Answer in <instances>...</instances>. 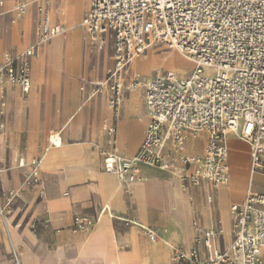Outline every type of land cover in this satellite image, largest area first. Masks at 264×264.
Listing matches in <instances>:
<instances>
[{"label":"crops","instance_id":"obj_1","mask_svg":"<svg viewBox=\"0 0 264 264\" xmlns=\"http://www.w3.org/2000/svg\"><path fill=\"white\" fill-rule=\"evenodd\" d=\"M90 1L52 0L47 5L44 0H0V64L3 55L16 57L33 47L28 59L29 92L23 95L10 83L0 87V205L9 193L14 195L10 213L0 217V264H156L165 255L170 264L172 248L196 251L206 260L209 251L203 242L209 230L217 234L214 249L225 252L234 241L230 207L243 203L249 190L264 195V173L251 171L249 147L229 136V181L218 189L204 181L192 187L174 173L145 164L139 166L140 177L133 183H119L116 177L104 174L101 152L109 148L102 125L112 122L107 106L110 94L94 92L91 84L104 82L113 67V38L111 33L106 35L103 51L86 40L88 34L81 23ZM24 4L26 15L16 17L14 8ZM44 8L49 9L54 26L66 29L59 38L74 29L71 37L76 72L83 64H94L87 79L61 74L53 78L58 83L65 79L84 82V88L68 93L76 102L74 107L68 104L63 88L50 89V43L56 39L36 46L39 10ZM77 16H81L78 21L74 19ZM159 47L164 52L172 51ZM130 81L124 77V85ZM144 94L143 87L122 93L115 152L124 159L136 155L145 137L149 118ZM57 132L62 138L58 149L48 141ZM202 151L203 141L200 151L191 150L185 142V154L196 156ZM236 154L242 159L234 162ZM32 161H38V165H31ZM222 212L228 219L225 224ZM147 231L154 232L158 239L150 241ZM162 240L172 246L160 243Z\"/></svg>","mask_w":264,"mask_h":264},{"label":"built area","instance_id":"obj_2","mask_svg":"<svg viewBox=\"0 0 264 264\" xmlns=\"http://www.w3.org/2000/svg\"><path fill=\"white\" fill-rule=\"evenodd\" d=\"M44 1L48 5L51 0ZM39 13L36 46L66 33L52 24L48 8ZM81 25L99 47L106 45L108 33L113 38V67L98 86L110 94L112 116L111 123L102 125L109 148L101 152L104 174L133 183L145 164L174 173L192 187L204 181L218 189L229 181V136L249 147L251 171L264 173V0H91ZM151 43L186 57L193 71L185 80L171 70L156 73L142 86L149 123L136 155L124 159L115 152L122 91L140 88L136 79L124 85V71ZM32 55L33 47L16 57L3 55L0 87L10 83L26 95ZM187 137L202 139L201 154L184 153ZM48 141L53 148L61 146L58 134ZM13 197L9 193L0 205L2 219L10 213ZM230 213L234 241L225 252L214 249L217 234L209 230L203 242L208 259L172 248L170 264H261L264 195L249 190ZM147 234L152 242L158 239L154 232Z\"/></svg>","mask_w":264,"mask_h":264},{"label":"bare ground","instance_id":"obj_3","mask_svg":"<svg viewBox=\"0 0 264 264\" xmlns=\"http://www.w3.org/2000/svg\"><path fill=\"white\" fill-rule=\"evenodd\" d=\"M52 1V0H51ZM81 1V0H80ZM14 10H16V12H17V14H16V17H23L24 15H26V12H27V5H19V6H16L15 8H14ZM74 10H75V8H74ZM74 15H75V13H74ZM32 19V18H31ZM35 23V22H34ZM34 25V24H33ZM32 25V26H33ZM29 29V28H28ZM34 32H35V29L33 30ZM73 31H74V29L73 30H71V31H69V35H68V37H69V39L68 38H66V40H65V42L64 43H62V42H57V43H55V45L53 46V47H50V59H51V61H52V65H50V89H54V88H56V87H61V88H63V90H64V94L68 97V93H70L71 91H70V86H69V84H68V80L67 79H65L64 80V82L62 83H58V81H55V80H53V78L54 77H58V75H63V77L65 76L66 78L67 77H71V78H73V77H81V78H83V79H85L84 77H86V79H87V77L89 76V75H92V71H93V66L92 65H94L93 63H91L89 66H87V67H84V64L83 65H81L80 66V68L77 70V72H76V67H75V63H74V56H75V46H74V41H73V37H71V35H72V33H73ZM32 35V34H31ZM59 37H61V36H59ZM59 37H54V38H52V39H50V42H52L53 40H55V39H57V38H59ZM83 39H84V34H83ZM1 41V40H0ZM35 41V40H34ZM105 43H107V38H105ZM29 44H31V43H29ZM91 44L93 45V46H95L99 51H103L105 48H104V46H102V47H99L98 45L96 46V43H94V42H91ZM24 45V44H23ZM83 47H84V45H82ZM159 46V44H156V43H151L148 47H147V50H148V52H147V54H148V56H145L144 57V59H141V60H139V61H136V62H133L132 63V65H130V66H128L126 69H125V80H127L128 78L129 79H136V80H138V82H139V84H140V87H142L143 85H144V81H143V79H146V78H148V77H150V76H152L153 75V73L154 72H156V73H161L162 71H163V69H162V67H160V66H155V67H153V65L154 64H156L157 63V61H158V58H160L161 56L159 55V54H156L155 52H153V49L154 48H157ZM94 48V47H93ZM92 48V49H93ZM84 49V48H83ZM88 49V48H87ZM83 52V51H82ZM169 54V53H168ZM7 55H9V54H7ZM164 55V54H163ZM167 55V54H166ZM10 56V55H9ZM85 56H86V54H85ZM95 56V55H94ZM182 56V55H181ZM164 57V56H163ZM93 58V57H92ZM95 58V57H94ZM162 58V57H161ZM182 60L183 61H187V62H189L190 63V65H192L193 66V64L186 58V57H184V56H182ZM92 60V59H91ZM168 60V59H167ZM85 62V61H84ZM163 62H164V60H163ZM168 62V61H167ZM90 63V62H89ZM168 64L170 65V66H172V67H174V59H172V60H170L169 62H168ZM81 81V80H80ZM84 84V82L83 81H81V87L82 88H84V86L85 85H83ZM100 84H102V82L100 83V82H97V83H92L91 84V87L93 88V90H94V92H96V91H98L99 89H98V86L100 85ZM102 91H104V93H106V89H103ZM83 92V91H82ZM12 93V92H11ZM122 93H123V91H122ZM63 94V93H62ZM83 94V93H82ZM12 95V94H11ZM101 101V100H100ZM13 102V101H12ZM136 102V101H135ZM0 104H1V102H0ZM5 104H6V102H5ZM102 104V103H101ZM74 105L76 106V102L74 101ZM100 107V106H99ZM1 108V107H0ZM101 110V109H100ZM10 111H11V109H10ZM81 111H83V110H81ZM107 111V110H106ZM109 112V111H108ZM10 113V112H9ZM6 114V113H5ZM100 114V113H99ZM94 115V117H95V114H93ZM14 116V115H13ZM80 117V116H79ZM112 117V116H111ZM96 118V117H95ZM13 123V122H12ZM122 132V131H121ZM69 133V132H68ZM86 133V132H85ZM52 134H58V137L60 138L59 140H60V142H62V138H61V136L59 135V132H57V133H52ZM85 136V135H84ZM90 137V136H89ZM189 138V137H188ZM119 139V138H118ZM98 141V140H97ZM81 145V144H80ZM74 147V146H73ZM96 147V146H95ZM58 149V148H57ZM85 149H87V148H85ZM90 149V148H89ZM51 150V149H50ZM68 150H69V148H68ZM80 150V149H79ZM62 151V150H61ZM198 151V150H197ZM200 151V150H199ZM59 154V153H58ZM94 154V153H93ZM93 154H91V155H93ZM47 155H50V154H47ZM46 155V156H47ZM90 155V156H91ZM237 155V154H236ZM57 157V156H56ZM239 157V156H238ZM49 158V157H48ZM51 159V158H50ZM95 159V158H94ZM235 159V158H234ZM237 159V158H236ZM56 160V159H55ZM61 160V159H60ZM238 160V159H237ZM237 160H235L236 162H237ZM77 161V160H76ZM95 161V160H94ZM61 162V161H60ZM80 162V161H79ZM241 162V161H240ZM80 163H83V162H80ZM93 163V162H92ZM94 167V166H93ZM228 168H229V165H228ZM95 169V168H94ZM237 170V169H236ZM95 171V170H94ZM97 178V177H96ZM255 181V180H254ZM64 183H65V181H64ZM96 183H97V181H96ZM179 188H180V186H178ZM96 188V187H95ZM65 193V192H64ZM181 193V192H180ZM180 193H178V194H180ZM177 194V195H178ZM240 195V194H239ZM222 197V196H221ZM180 199V198H179ZM222 199V198H221ZM58 200V199H57ZM68 200H69V197H68ZM224 200H225V198H224ZM181 201V200H180ZM183 202V201H182ZM59 203V202H58ZM63 203H64V201H63ZM68 203H69V201H68ZM221 203V202H220ZM52 204V203H51ZM57 204V203H56ZM65 204V203H64ZM55 205V204H54ZM175 205V204H174ZM210 205V204H209ZM211 206V205H210ZM56 207V206H55ZM65 207V206H64ZM71 207V206H70ZM223 207H224V205H223ZM53 208V207H52ZM51 208V209H52ZM67 208L68 207H66V210L65 211H67ZM221 208V207H220ZM53 209H55V208H53ZM201 209V208H200ZM50 210V209H49ZM57 210H58V207H57ZM61 210V209H60ZM64 210H62V211H64ZM178 210V209H177ZM223 210V209H222ZM52 211V210H51ZM50 211V212H51ZM109 211V210H108ZM179 211V210H178ZM53 212V211H52ZM177 211H175V213H176ZM178 213V212H177ZM176 213V214H177ZM180 213V212H179ZM178 213V214H179ZM210 214V213H209ZM222 218H223V223L225 224V223H227V221H228V219H227V217H226V213L225 212H222ZM172 219V218H171ZM175 219H177V218H175ZM134 221V220H133ZM177 221H179V220H177ZM176 222V221H175ZM140 223V222H139ZM146 224V223H145ZM136 226V225H135ZM143 226V225H142ZM140 227V226H139ZM178 228H179V226H178ZM153 231V230H152ZM110 232V231H109ZM116 232V231H115ZM146 232V231H145ZM181 232V231H180ZM112 233V232H111ZM91 234V233H90ZM110 234V233H109ZM111 235V234H110ZM107 237H109V236H107ZM113 237V236H112ZM118 237V236H117ZM162 238V237H161ZM168 238V237H167ZM131 239V238H130ZM139 239V238H138ZM163 239V238H162ZM124 240V239H123ZM126 241V240H125ZM145 241V240H144ZM63 243V242H62ZM74 243H76V242H74ZM117 243H119V242H117ZM127 243H129V241L127 242ZM131 243V242H130ZM129 243V244H130ZM141 243V242H140ZM160 243H163V244H165L166 243V245H169V246H172V244L171 243H169V242H164L163 240L160 242ZM159 244V243H158ZM71 245V244H70ZM44 247V246H43ZM65 247V246H64ZM126 247V246H125ZM139 247V246H138ZM181 247V246H180ZM152 248V247H151ZM39 249V248H38ZM73 249V248H72ZM159 250L161 251V249L159 248ZM122 251V250H121ZM124 251V250H123ZM143 251V250H142ZM157 251H158V249H157ZM13 252V251H12ZM144 252V251H143ZM56 253V252H55ZM49 254V253H48ZM63 254H64V252H63ZM172 254V253H171ZM115 255H117L116 253H115ZM119 255V254H118ZM147 255H148V253H147ZM159 255V254H158ZM54 256V255H53ZM57 256V255H56ZM160 256H161V253H160ZM172 256V255H171ZM62 258V257H61ZM117 258V257H116ZM143 258H145L144 256H143ZM162 258V257H161ZM159 259H160V257H159ZM155 260V259H154ZM161 260V259H160ZM160 260H156V264H160ZM170 261V258H169V256H166L165 255V257L163 258V260H161V262L163 263V264H167L168 262ZM118 263V262H117Z\"/></svg>","mask_w":264,"mask_h":264},{"label":"rangeland","instance_id":"obj_4","mask_svg":"<svg viewBox=\"0 0 264 264\" xmlns=\"http://www.w3.org/2000/svg\"><path fill=\"white\" fill-rule=\"evenodd\" d=\"M80 18H81V16H77L74 19H77V21H78ZM68 35H69V32L67 33L66 36L68 37ZM66 36L65 37H62V38H59V39H56L54 42L50 43V47H53L55 45V43H57L59 41L62 42V43H64L65 40H66V39L64 40V38H67ZM84 38H86L85 35H84ZM86 40H88L90 43L92 42V41H90L87 38H86ZM153 52H155L156 54H159L162 57V58L161 57L158 58L157 63L154 64L153 67H155V66L162 67V66H164L166 64L165 65V69H164L165 72L168 71V70H171L180 79H184L185 80V79L190 78V76L192 74V71H193V66L190 65L189 62L183 61L182 60L183 58H182V56L179 53H177L175 51H166V52H164V50L162 48H160L159 46L157 48H154L153 49ZM146 56H148V54ZM172 59H174V64H175L174 67H172V66H170L168 64V62L170 60H172ZM163 60H164V62H163ZM50 65H52L51 59H50ZM84 78L86 79V77H84ZM68 84L70 86V91H75V90H77L80 87L81 82H80L79 79L78 80H74V81H69L68 80ZM66 100H67L68 104L71 107H74L75 106L74 105V99L73 98H70L69 99V97L66 96ZM186 145L189 146V148H191V150H193V151H197V150L199 151V150H201V147H202V139L195 140V139L189 137V138L186 139ZM237 156L240 157V155H237ZM239 157H235L234 162H236L235 160H237V159L238 160L242 159V158H239ZM229 165H230V163H229ZM234 168L237 169L238 167L235 165Z\"/></svg>","mask_w":264,"mask_h":264}]
</instances>
